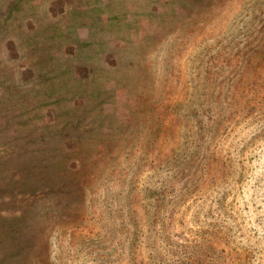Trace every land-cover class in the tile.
I'll use <instances>...</instances> for the list:
<instances>
[{
  "label": "rangeland",
  "instance_id": "rangeland-1",
  "mask_svg": "<svg viewBox=\"0 0 264 264\" xmlns=\"http://www.w3.org/2000/svg\"><path fill=\"white\" fill-rule=\"evenodd\" d=\"M0 264H264V0H0Z\"/></svg>",
  "mask_w": 264,
  "mask_h": 264
}]
</instances>
